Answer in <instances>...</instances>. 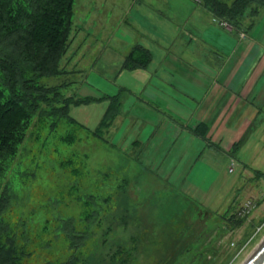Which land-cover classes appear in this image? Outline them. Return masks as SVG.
<instances>
[{
    "label": "rangeland",
    "instance_id": "374dc122",
    "mask_svg": "<svg viewBox=\"0 0 264 264\" xmlns=\"http://www.w3.org/2000/svg\"><path fill=\"white\" fill-rule=\"evenodd\" d=\"M126 2L75 0L72 39L61 62L62 73L41 77L39 83L58 85L63 97L76 99L115 95L120 92L117 84L135 86L137 79L121 69L120 54L127 38L124 28L130 23ZM166 2L167 15L179 12L183 17L197 7L201 12L197 11L195 19H208L202 0ZM252 7L256 14L264 6L254 3ZM100 24L116 27V45L104 39L105 35L110 38L112 30L96 31L95 25ZM241 34L246 36L245 31ZM70 49H77L74 62L86 72L73 71L74 63L66 61ZM95 66L114 76H99ZM94 98L70 106V114L85 128L46 115V111L41 119L36 116L12 162L15 197L8 217L24 220L33 235L51 219L48 231L37 235L38 242L32 236L29 239L39 248L22 264H41L50 256L64 259L70 254L67 237L54 230L61 216H72V229L84 234L79 249L82 256L105 253L110 244L113 249L127 244L133 251L128 264H244L264 238V228H260L264 176L256 173L264 172V110L250 132V142H240L236 160L217 174L200 166L191 173L193 185H188L156 174L146 156L149 131L140 136L144 142L140 149L134 143L133 129L126 124L128 119L101 127L110 99ZM43 107L46 110L48 105ZM90 130H99L101 137ZM68 134L75 135V140L67 142Z\"/></svg>",
    "mask_w": 264,
    "mask_h": 264
},
{
    "label": "crops",
    "instance_id": "0c3cea01",
    "mask_svg": "<svg viewBox=\"0 0 264 264\" xmlns=\"http://www.w3.org/2000/svg\"><path fill=\"white\" fill-rule=\"evenodd\" d=\"M126 1L130 23L124 28L122 63L136 44L150 49L153 58L137 69H123L121 63L137 84H117L121 109L111 126L128 119L140 149L144 147L140 136L149 131L147 160L157 175H167L174 183L193 185L191 173L200 166L207 173H220L236 160L242 145L233 151L234 144L250 142V132L264 110V7L256 14L253 9L241 27L227 28L206 6L202 11L208 19L197 21V7L180 17L179 12L164 13L166 0ZM95 27L112 30L104 39L116 45L115 26ZM77 54V49H70L66 61L74 63L73 71L86 72L74 62ZM95 68L99 76H114ZM202 124L208 127L204 135Z\"/></svg>",
    "mask_w": 264,
    "mask_h": 264
},
{
    "label": "trees",
    "instance_id": "16d2710c",
    "mask_svg": "<svg viewBox=\"0 0 264 264\" xmlns=\"http://www.w3.org/2000/svg\"><path fill=\"white\" fill-rule=\"evenodd\" d=\"M202 2L214 16L227 20L235 27L244 24L254 3L264 6V0ZM74 8L75 0H0V264H22L25 258L32 257L34 248L39 247L29 239L32 236L31 239L38 242L37 235L42 237L51 222V219H47L44 227L41 226L33 235L26 229L24 220L11 221L8 217L9 207L15 197L11 184L12 162L27 138L34 118L40 116L41 119L46 111V115L64 118L70 125L85 128L70 114V106L95 99L91 96L78 99L74 96L63 97L60 86L39 83L41 77L62 73L61 62L72 39ZM152 58L150 49L136 44L125 56L122 68H143L150 64ZM45 103L48 105L46 110L43 107ZM120 109L121 96H111L101 127H109ZM203 129L204 135L208 127L203 125ZM90 131L101 137L99 130ZM65 140L72 142L75 135L68 134ZM240 146L241 143L236 142L233 151ZM62 164L65 166L66 162ZM256 173L258 177L264 176V172ZM72 218L61 216L59 225L54 229L57 235L63 232L69 240L70 254L64 259L50 256L41 264L129 263L133 251L127 244H120L114 249L110 244L105 253L82 256L79 249L84 243V234L75 233ZM135 239L132 238L133 241Z\"/></svg>",
    "mask_w": 264,
    "mask_h": 264
},
{
    "label": "water",
    "instance_id": "95a60500",
    "mask_svg": "<svg viewBox=\"0 0 264 264\" xmlns=\"http://www.w3.org/2000/svg\"><path fill=\"white\" fill-rule=\"evenodd\" d=\"M244 264H264V238Z\"/></svg>",
    "mask_w": 264,
    "mask_h": 264
},
{
    "label": "built area",
    "instance_id": "2783aa9c",
    "mask_svg": "<svg viewBox=\"0 0 264 264\" xmlns=\"http://www.w3.org/2000/svg\"><path fill=\"white\" fill-rule=\"evenodd\" d=\"M222 24L225 25V26H228V24L225 21H223ZM247 206H249V204H247ZM260 228H264V222L262 223V225L260 226Z\"/></svg>",
    "mask_w": 264,
    "mask_h": 264
}]
</instances>
